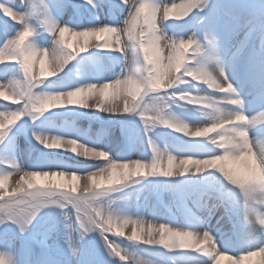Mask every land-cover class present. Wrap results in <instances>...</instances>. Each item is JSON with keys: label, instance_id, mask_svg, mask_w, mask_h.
<instances>
[{"label": "clouds", "instance_id": "clouds-1", "mask_svg": "<svg viewBox=\"0 0 264 264\" xmlns=\"http://www.w3.org/2000/svg\"><path fill=\"white\" fill-rule=\"evenodd\" d=\"M212 6L213 0H127V15L120 21L119 31H107L100 42L102 47L122 46L124 70L115 79L89 83L77 89L80 95L74 97L88 99V102L92 100V105L99 103L102 108L130 107L132 113L138 110L141 114L151 113L144 125L149 133L155 132L157 128L174 129L187 138L182 146L173 148L165 144L161 147L151 136L155 149H151L149 159L129 158L126 163H119V159L112 157L110 152L98 151L97 147H89L78 139L55 136L41 143L45 148L65 147V154L74 153L75 157L99 161L94 165L96 172L102 174L105 181H112L104 189L108 193L118 192L148 177L209 181L211 189L205 193L207 204L218 210L229 202L226 198L221 199V194L238 196L242 223L249 228H259V237L253 235L251 239L264 245V134L252 135L256 126L244 127L248 117L241 119L237 115L238 110L232 107L235 100L218 104L201 87L203 85L216 92L227 91L230 87L225 75L229 71V64L217 33L206 27L185 33L169 31L170 21H184L197 11L207 13ZM200 23L206 24V15L201 17ZM76 35L77 44H84L94 36L89 33ZM71 38V33L65 37L66 40ZM261 46L264 47V39L261 40ZM210 49L215 50L218 60L207 58ZM55 64L54 60H47L46 64H41L40 73L51 67L53 74L58 75ZM184 86L195 89L196 94ZM162 92L164 95H160ZM71 95L54 88L49 93V103L59 106L61 101L66 102ZM180 101H186L187 104L203 103L206 110L200 111L202 119L181 123L183 120L171 110L172 105ZM245 105L243 97L244 108ZM100 112L110 114L103 110ZM260 126L264 128V124ZM57 140L60 142L57 143ZM48 161L53 169L51 171H30V167H25L20 161L17 169L0 164V204L24 200L38 207L42 202H52L53 206L62 210L64 225L71 222L72 213L67 210L72 209L70 201L73 192L70 187L64 188L58 179L54 181L52 177L68 176L67 172L55 170L68 165L54 156L49 157ZM138 165L145 167V174L133 175ZM89 170L93 171L91 168ZM169 171L173 173L170 177L167 176ZM84 183L87 185L88 180L85 179ZM80 195H85L84 191ZM92 203L101 210L104 220L109 214L116 215L119 210L114 207L116 201L109 195H100ZM245 204L255 211L245 216ZM48 207L45 205L40 208V213ZM119 214L126 217L127 222L122 219L115 227L105 224V230L118 234H124L126 230L130 240L151 245L161 254L159 259H141L130 252L132 264H180L171 254L190 248L203 251L206 258L214 257L211 264H249L256 256L261 258L260 264H264V247L258 252L241 255L239 260L234 255L219 252L210 236L211 229L205 226L206 221L169 226L167 222L151 215H135L124 210ZM7 222V216L0 213V227ZM15 264L20 262L15 260Z\"/></svg>", "mask_w": 264, "mask_h": 264}, {"label": "snow or ice", "instance_id": "snow-or-ice-1", "mask_svg": "<svg viewBox=\"0 0 264 264\" xmlns=\"http://www.w3.org/2000/svg\"><path fill=\"white\" fill-rule=\"evenodd\" d=\"M120 3L127 9V0H120ZM100 4L97 0H61L56 6L55 10L50 7L45 0H39V5H35L32 0H20L19 5L15 3V0H0V65L14 64L18 65V71H15L10 79L0 80V97L3 101L11 100L12 103H6L0 101V146L8 145V134L15 128L20 121L25 118H29L35 123L41 116L48 113L50 109H63L69 106H76L81 109L93 110L100 112L101 110L108 112L114 116H125V115H137L143 125L151 113H144L138 110L135 113L131 112L130 107L119 108L116 106L102 108V105L97 103L92 105L88 102V99L79 100L74 97L80 95L77 89L84 88L87 84H79L75 87H69L67 85H61L64 88V92L71 93L72 95L66 102L61 101L59 106H53L49 103V93L52 89L58 88L57 84H49L48 81L54 79H37L34 72V67L37 61L39 64H46L47 60L51 59L56 62L55 71L58 75L53 74V69L49 67V70L39 73L41 77H58L65 68L73 61H77L78 58L83 57V54L90 52L89 47L96 50H107L120 53L124 56L122 46L102 47L100 42L104 40V34L109 30L119 31L120 21L113 20L107 23H89L88 25L81 26L75 23L78 16L82 15V10L87 9L94 15L100 8ZM64 12L69 13L73 18L68 22H62L58 18V14ZM99 20V17L96 16ZM44 33L47 37H50V41L45 38L46 43H38V38ZM72 34V40L77 41L78 33H89L94 34L93 38L97 41L90 45V40H86L84 44H76L66 40L65 37L68 34ZM215 50L210 49L207 52L208 59L218 60V57L214 55ZM9 61V62H6ZM62 69V71H60ZM227 77V84L230 87L227 91L216 92L209 89L211 97H213L218 104L228 102V100H235L232 104L234 109H237V115L242 119L247 116L248 120L244 123L245 128H251L258 125L264 124V108H261L258 112L249 115L243 107V96L241 90L237 88L236 84L233 83V77L237 75L236 71L233 70L232 75L229 71L225 73ZM190 79V78H187ZM252 87H259L260 96L264 99V70H262L258 76L253 74ZM6 90V91H4ZM171 91V90H169ZM164 95V93H160ZM227 98V100H226ZM186 102V101H183ZM187 103V102H186ZM191 105L198 106L197 110L200 112L204 109L203 103H191ZM187 121L183 120L181 123ZM229 125H226L228 127ZM175 132L174 129H170ZM23 131V130H22ZM222 131V130H221ZM179 133V132H175ZM27 134V132H25ZM30 135L38 144L43 148L44 144L42 140L51 139L55 136H50V133H46L39 129H31ZM215 135V134H214ZM61 136V135H56ZM145 136L147 138V144L152 150L155 149V145L152 143V138L149 135L148 128L145 126ZM62 138L65 136H61ZM77 139V138H74ZM79 140V139H78ZM81 142V140H79ZM57 143L60 141L57 140ZM84 143V142H81ZM89 146V144H88ZM95 147V146H91ZM51 150L53 148H45ZM98 151L103 149L98 148ZM128 159H119V163H126ZM0 164L6 165L8 168L17 169L20 167L18 159L15 155L9 156L6 159L0 160ZM53 170L49 164L47 154H43V159L37 161L36 164L30 167V171H51ZM56 171H64L68 173V176L52 177L54 181L57 179L61 182L64 188H71L73 192L72 199L70 201L71 208L74 209V214L71 216V222L63 225L64 231L58 233L59 240L63 243L66 249L75 255L77 258V264H104L102 258H97L94 250H81L78 249L73 242L72 233H79V242L84 243L85 238L92 233H99L103 240L104 247L108 252V255L113 258H118L121 264H132L131 256L126 248L121 247L120 243L116 239H111L109 234L113 233L115 236H123L124 234H118L116 231L105 230V224H110L115 227L122 219L127 222V218L119 214L118 210L116 215L109 214L107 220H104L103 213L100 209L96 208L92 203L98 199L100 195H110L105 192L104 185L110 186L111 180L105 181L102 174L96 171H90L89 169L74 168L72 166H61L55 169ZM159 169H157L158 171ZM146 169L143 166H137V169L133 171V175H143ZM173 173L169 171L167 176H172ZM83 178L88 180V184L84 186L85 195H80L78 192L79 181ZM43 183V181H40ZM210 183H206L202 186V195L200 197V203L203 210L207 211L211 216L215 213L216 208L211 207L207 204L205 193L210 191ZM95 195H88L91 193ZM40 195H44L41 193ZM221 199L227 198L231 202L232 211L241 215V202L238 196L232 193L221 194ZM47 206H53L52 202H42L40 206H31L24 200H15L9 204H0V213L7 216L8 222L6 224L15 225L16 229L21 236L27 234L32 229L34 221H36L40 208ZM63 207V205H60ZM255 209L249 208L247 204L243 207V213L245 216L252 214ZM5 224V225H6ZM169 226H173L168 223ZM54 231H58V226L53 224L43 234L42 238L32 240L26 243L28 254L35 257L33 264H62L58 259L56 249L50 247L47 244L48 234ZM211 238L216 242L217 249L219 252L234 255L237 260L240 259L241 255H247L248 252H258L264 245H260L251 239V234L246 230L241 229V242L245 246V251L241 254H232L230 249L235 248L237 245L231 239L226 238L221 234L218 239L213 232L210 233ZM16 235L3 234L0 237V244L9 245L12 244ZM129 241L137 242L135 240ZM39 249V252H37ZM189 250V249H187ZM196 253L205 256L203 251H197L194 248H190ZM87 256V259L85 257ZM210 264L214 257H207ZM0 264H15V260L5 259V253L0 252Z\"/></svg>", "mask_w": 264, "mask_h": 264}, {"label": "rangeland", "instance_id": "rangeland-1", "mask_svg": "<svg viewBox=\"0 0 264 264\" xmlns=\"http://www.w3.org/2000/svg\"><path fill=\"white\" fill-rule=\"evenodd\" d=\"M104 4L103 13L107 11L108 8L115 11L114 15L111 12H107L104 15H100V21H97L96 13L95 15L92 12L82 13L81 17H77L75 23L80 24L81 26L88 25L91 23H107L113 20L121 21L125 15L122 6L119 5L120 0H102ZM150 1V0H149ZM35 5H39V0H32ZM45 2L52 7L54 10L59 4V0H45ZM98 4H100L97 1ZM108 3V4H107ZM117 6V7H116ZM119 8V9H118ZM224 9L228 12H225ZM85 10V9H83ZM219 12L220 15V25L217 23L211 24V18L208 22V26H202L200 28L196 27V24L199 23L200 17L204 14ZM207 13H199L198 11L193 13L189 18L184 21H170L169 31H175L177 33L190 32L197 29H202L204 27L214 31L220 37L221 47L223 54L225 56L233 57L234 59L231 64L230 74L232 75L233 70L236 71L237 75L233 77V83L236 84L237 88L241 90V95L246 100L245 110L251 108V114L258 112L261 108H264V104L261 105L260 100L264 99L260 96V89L258 91H248V85L252 86V77L253 74L257 75L264 70V47L261 46V40L264 39V0H213V6L207 11ZM122 15V16H121ZM124 15V16H123ZM58 18L62 22H68L73 18L68 14H58ZM251 21V23H249ZM193 23V25H192ZM212 25V26H211ZM211 26V27H210ZM238 30L242 31L241 36L243 37V43L238 48L237 40L235 34ZM47 34L44 33L41 37L38 38V43H46L45 38ZM94 39V38H93ZM50 41L49 38H47ZM94 41L96 43L97 41ZM70 42L74 46L76 41L70 39ZM248 42V45L251 46L249 50L244 44ZM251 43V44H250ZM90 52H107L110 54L108 60L111 63H116L122 58V55L118 52L107 51V50H96L89 48ZM88 54V55H87ZM85 53L83 57L78 58L77 61L71 62L58 77H41L40 73V64L39 61L35 64L34 72L37 79H54L48 81L49 84L57 83L58 88H63L61 85H66L63 80L71 79V76L78 75L76 70L79 71L80 68H84L86 75L92 79L97 80L100 77V74L95 71L88 69L89 66L87 58H91L95 61V67L100 68V62L108 64L107 58L100 53ZM216 55V53H214ZM118 56V57H116ZM118 58V59H117ZM86 59V60H85ZM210 60V59H209ZM245 60L243 65H238L237 62ZM98 62L99 64H97ZM87 65V66H86ZM11 66H1L0 67V76L4 75H13L15 71H18V65L12 64ZM245 68V69H244ZM240 73H245L247 80L246 83L242 84L240 81ZM10 77V78H11ZM69 87L73 85L69 84ZM188 88L189 91H192L193 94H196L195 89H191L189 86H184ZM204 89V93H210L209 89L206 86L201 85ZM6 91V90H4ZM3 98L0 97V101ZM92 103V100L89 101ZM198 106L187 104L186 102L180 101L177 104H173L171 110L178 114L183 115L189 120H194L198 122L202 119L201 113L197 110ZM102 122L101 131L102 135H106L108 129L112 131L107 134H116L120 139H127L128 146L131 145L132 140L134 139L135 134L141 139V146L144 148L140 155H137V158L149 159L152 155L151 148L147 144V138L145 136V127L137 115H125V116H114L107 115L102 116L100 113H97L93 110L81 109L76 106H69L63 109H50L48 113H45L39 118L35 123H33L29 118H25L19 122V124L13 128V130L8 134V145L0 146V160H2V153L6 148H9L12 142L17 143L15 149L18 151V155L25 154L31 163V166L43 159V154H47V157H56L64 160L68 166L74 168L88 169L92 164L91 161L83 159L81 157H75L73 154L63 153L66 148L62 147L59 149H45L40 144H38L30 135L31 129H39L48 133L47 131L56 130L59 127L64 128L70 123L78 124L81 130V127L85 130L91 129L92 126H96L97 122ZM23 130V131H22ZM98 130V129H97ZM262 131V130H261ZM27 132V134H25ZM94 132V131H93ZM264 134V130L262 131ZM97 134V132H96ZM103 135V136H104ZM158 144L163 147L165 144L170 145L175 148L176 146H182L187 138L182 137V133H175L174 131L166 128H157L155 132L149 133ZM214 135V134H213ZM102 136V137H103ZM107 136V135H106ZM104 138V137H103ZM106 140V139H103ZM120 156V155H118ZM117 159H125L120 157H115ZM205 181L200 180H189L187 178L183 180H177L176 178H166V177H148L141 180L138 184H131L127 187L121 188L118 192L110 193L109 197L116 201L114 207L119 210H124L135 215H151L162 222H167L173 226H180L179 219H181V214L185 215L187 220L192 221V218L199 219L200 222H205L206 220L202 219L201 216L194 213L193 207L190 206L186 198L187 192H198L202 189V186L206 183ZM11 184V182H10ZM84 180L83 178L79 181L78 192L84 190ZM108 187V185H104ZM187 189V190H186ZM227 199V198H226ZM229 201V200H228ZM179 206V207H178ZM225 216L227 221L225 226L222 227L223 233L228 232L225 237L233 236L231 239L236 243V247L230 249L232 254H241L245 251V246L241 242V229H253L254 227L249 228L244 223L241 222V215L232 211L231 202L229 201L225 207ZM67 211L74 214V209H68ZM178 220V222H177ZM63 216L62 210L50 206L44 209L41 213L38 214L36 221H34L32 229L29 233L21 236L16 229L15 225L6 224L3 227H0V237L3 234L7 233L8 235H16V239L12 244L2 245L0 244V252L5 253V259L18 260L20 264H33L35 257L28 255L26 248V243L33 238L39 239L42 238L43 234L50 228L53 224L58 226V231H54L48 234L47 244L56 249L58 254V259L62 264H77V258L73 257L71 253L66 249L63 243L58 238V233L64 231L63 227ZM193 222V221H192ZM231 222V223H230ZM220 226L222 223H219ZM206 227L210 228L217 238L218 233L221 230H215L214 227H211L205 224ZM256 229V228H255ZM234 231V232H233ZM257 231L259 229L257 228ZM230 232V233H229ZM128 232L125 230L123 236H115L113 233H110L109 236L111 239H116L120 243L121 247L126 248L129 252L135 253L141 259H159L161 258L160 251L151 245H144L142 241L132 242L128 240ZM235 235V236H234ZM72 239L76 247L81 250H94L97 258H102L104 264H121V261L118 258H113L108 255L107 250L104 247L102 238L98 233L89 234L83 244L79 242V233L73 232ZM39 252V249H37ZM171 255L175 256L180 264H199L201 254L189 251V250H178ZM87 259V256L85 257ZM165 260L168 257H164ZM261 258L258 257L254 264H260ZM127 264V262H125Z\"/></svg>", "mask_w": 264, "mask_h": 264}, {"label": "bare ground", "instance_id": "bare-ground-1", "mask_svg": "<svg viewBox=\"0 0 264 264\" xmlns=\"http://www.w3.org/2000/svg\"><path fill=\"white\" fill-rule=\"evenodd\" d=\"M99 3H100V8L96 11V14L98 15V17L102 14L104 15V11L102 8H104V4L102 0H97ZM61 2V0H59V3ZM151 2V0L149 1ZM176 2H179V0H176ZM15 3L17 5H19L20 3V0H15ZM122 9L124 10V15L126 16L127 15V9L124 7V5H122ZM82 13L83 10H82ZM65 16L68 15L69 13L67 12H64L63 13ZM123 15V16H124ZM122 16V15H121ZM81 17V16H79ZM97 21H100V18L99 20ZM242 34V31L238 30V32L235 34V37H236V40H237V45L236 47H240L243 43V37L241 36ZM50 39V37H47ZM94 40V39H92ZM90 40V45L92 43H94V41ZM76 41V40H75ZM96 41V40H95ZM248 42H245L244 44V48H245V45L246 47L248 46L247 45ZM77 44V41L75 43V45ZM0 46H2V41H0ZM90 48V47H89ZM225 56V55H224ZM225 58L227 59L228 61V64H229V70H231V64H232V61L234 59V56L232 57H229V56H225ZM118 59V58H117ZM121 60V59H120ZM210 60H213L210 58ZM6 62H9V61H6ZM97 64H99L97 62ZM100 77L97 79V80H92L90 79L86 73H85V70L84 68H80L79 71L76 70L77 74L76 76H71V79H68V80H63V82L66 83L67 86H69V84L73 85V87L79 85V84H84V83H99V82H105V81H108V80H112V79H115L119 76V74L124 70L125 68V63H124V57L122 59V61H118L115 63V66L114 68L112 69H109L107 64H104L103 65V62H100ZM1 66H11L12 67V64H7V65H0ZM10 67V68H11ZM230 73V71H229ZM231 75V74H230ZM11 75H4V76H0V80H7V79H10ZM57 84V83H55ZM58 90H64V88H58ZM259 90V87H256V88H253L252 86L248 85V91L249 92H252V91H258ZM3 101V100H2ZM90 101V100H89ZM3 102H6V103H12L11 100L9 101H3ZM0 110H3L2 108H0ZM248 112L249 115H252L251 114V111L250 110H246ZM97 113H100L102 116H107V115H111V114H107V113H101V112H97ZM176 114V113H175ZM180 119L182 120H185L187 122H196L194 120H189L187 119L185 116L183 115H178L176 114ZM79 124V123H78ZM78 124H72L70 123V125L64 127V128H58L56 130H52L51 132L50 131H47L48 133H50V136H56V135H61V136H65L63 137V139H74V138H77L79 140H81V142H84V143H87L89 144V147L91 146H95V147H98V148H101L103 150H106L108 152H110L111 156L112 157H120V158H124L125 159H138L136 156L137 155H140V152H142L144 150V148L141 146V139H139V137L135 134L134 136V139L132 140V143L131 145L128 146L127 144V139L125 138V140L123 139H120V137L116 136V134L112 133V134H107V133H110L112 130L111 129H108L106 135H104L103 139H106V140H97L96 136V131H97V126H92L91 129H88V130H85L84 128L81 127V130L79 129V125ZM264 130V128H262L260 125L256 126L255 127V130L253 131L252 135H257V134H262L263 132L262 131ZM94 131V132H93ZM80 142V143H81ZM17 143L15 141L12 142V144L10 145L9 148H6V150H4V152L2 153V159H6L7 157L9 156H12V155H15V157L20 161L22 162L25 167H31V163L29 162L27 156L25 154H20V156L18 155V151L15 149ZM65 148V147H64ZM120 155V156H118ZM83 159H90V158H86V157H81ZM90 161V160H89ZM91 165L89 166V168H91V170L93 171H96L94 165L96 163H99V161H91ZM5 167H7L6 165H4ZM88 168V169H89ZM203 183H206L203 182ZM187 190V189H186ZM202 195V189L199 190L198 192H187L186 193V198L188 200V203H190V206L194 208V212L197 213V214H200V215H204L205 210L202 209L201 207V203H200V197ZM179 207V206H178ZM215 216H220L222 215V221L223 222H226V219L227 217L225 216L226 214L223 213V210H222V207L219 208L218 210L215 211L214 213ZM208 216H206L207 218ZM208 219V218H207ZM178 222V220H177ZM179 222H180V226L186 224V223H189V224H196L195 222H192V221H187L185 220V222L183 221V219H179ZM184 222V224H183ZM238 223H242V220L241 222L238 221ZM227 225V224H225ZM215 226V225H214ZM244 230H246L248 233L251 234V236L255 235L256 237H259L260 235V229L259 231H257V228L255 229V227L251 230V229H245L243 228ZM223 230L221 231V233L219 234V236H221ZM190 251V249H189ZM193 251V250H191ZM194 252V251H193ZM29 254L26 253V257L28 256ZM259 256H256V257H253L251 259V261L249 262V264H254L257 260ZM199 264H210L208 258L202 256L200 258V263Z\"/></svg>", "mask_w": 264, "mask_h": 264}]
</instances>
